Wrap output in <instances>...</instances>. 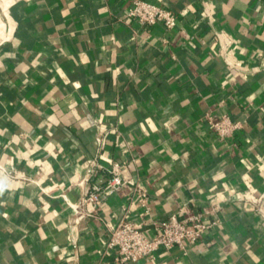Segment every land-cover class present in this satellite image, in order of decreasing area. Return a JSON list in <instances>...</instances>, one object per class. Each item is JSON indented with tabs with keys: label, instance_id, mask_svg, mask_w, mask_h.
<instances>
[{
	"label": "crops",
	"instance_id": "obj_1",
	"mask_svg": "<svg viewBox=\"0 0 264 264\" xmlns=\"http://www.w3.org/2000/svg\"><path fill=\"white\" fill-rule=\"evenodd\" d=\"M146 1L176 26L118 21L129 0H0V264H118L107 227L128 191L78 223L60 195L107 179L94 160L126 164L153 220L220 210L156 264H264V0ZM207 113L242 127L219 138Z\"/></svg>",
	"mask_w": 264,
	"mask_h": 264
},
{
	"label": "built area",
	"instance_id": "obj_2",
	"mask_svg": "<svg viewBox=\"0 0 264 264\" xmlns=\"http://www.w3.org/2000/svg\"><path fill=\"white\" fill-rule=\"evenodd\" d=\"M117 20L125 23L135 21L145 27L161 23L166 29H171L176 26L177 16L164 6L146 0H129L125 12ZM205 119L208 128L223 139L231 137L242 127L241 122L232 120L227 114L215 116L207 113ZM96 142L100 151L104 142L102 132L97 134ZM125 165L119 161L104 165L94 160L92 174L104 170L108 173L107 179L103 183L90 182V175H86L79 182L84 187L79 202L70 201L64 192L60 194L72 209L74 222L78 223L82 217L98 216L102 198L128 191L120 205L119 217L112 226L107 227L106 248L112 251L116 263L128 264L143 260L145 264H156L158 249L170 252L174 247L185 255L188 246L200 243L209 228L219 225L220 210L212 203L203 210L180 207L165 219L153 220L147 205L148 190L141 184H130L123 175ZM133 202L145 208V215L139 219L130 218ZM254 205L257 210L261 209L258 204Z\"/></svg>",
	"mask_w": 264,
	"mask_h": 264
},
{
	"label": "clouds",
	"instance_id": "obj_3",
	"mask_svg": "<svg viewBox=\"0 0 264 264\" xmlns=\"http://www.w3.org/2000/svg\"><path fill=\"white\" fill-rule=\"evenodd\" d=\"M6 185L0 184V194H3Z\"/></svg>",
	"mask_w": 264,
	"mask_h": 264
}]
</instances>
